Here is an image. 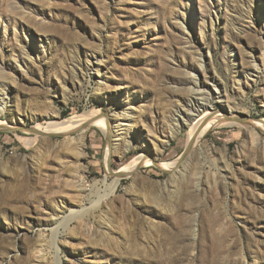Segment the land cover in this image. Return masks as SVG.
<instances>
[{"label": "rangeland", "instance_id": "1", "mask_svg": "<svg viewBox=\"0 0 264 264\" xmlns=\"http://www.w3.org/2000/svg\"><path fill=\"white\" fill-rule=\"evenodd\" d=\"M263 121L264 0H0V264H264Z\"/></svg>", "mask_w": 264, "mask_h": 264}, {"label": "bare ground", "instance_id": "2", "mask_svg": "<svg viewBox=\"0 0 264 264\" xmlns=\"http://www.w3.org/2000/svg\"><path fill=\"white\" fill-rule=\"evenodd\" d=\"M197 81L195 82V89H192V93L195 91H199V86L197 85ZM209 103L207 101V99H203L200 97V94L198 95V100H196V102L194 103L196 106L194 107V109L192 108L189 109L187 112L185 110H183L182 112H178V121L181 122V126L182 125H187L189 126V137H188V143H191V145H194V142L196 140H198L199 138H201L204 134V132L206 131V129L208 127H210V125L212 123L215 124H223V125H232V122H226L224 119L225 118H221L220 115H208L209 111H208V104ZM193 104V106H194ZM130 109H125V110H121V115L125 118V123L123 124V126H125L128 129H131L128 137H129V144L132 142V140L134 139V134L132 132V128L134 126V123L132 121L134 117L133 112L129 111ZM195 110V111H194ZM205 110V112H204ZM194 112H204V114L200 115L199 118H197L193 123L192 120L194 119L195 114ZM127 114V116H125V114ZM204 116V117H203ZM240 117V116H239ZM237 118V117H236ZM199 119H201L200 121H198ZM114 120V119H112ZM111 119H109V117H103L102 114H100L98 111H88V112H84L80 115H77L75 117H71L68 119H64L60 122H56V121H50L48 123H46V125H44L42 128L39 127V129H37L36 131L41 132L45 135H53L54 133L56 134H66L72 130H75L76 128L80 129L83 128V126L85 125H96L98 126L102 132H105V134H108L109 137L111 138H116L117 137V133L119 131L120 125L117 122H113ZM249 123H246V125ZM259 126H255L253 124H251L252 126L249 125L250 128L252 127H259L262 128V126H264V121L263 123H256ZM261 125V127H260ZM186 126V127H187ZM244 126V125H243ZM0 127H3L2 124H0ZM214 126H211L209 129H211ZM41 128V129H40ZM180 128V127H179ZM208 129V130H209ZM263 129V128H262ZM177 131H179V129H176ZM84 130L81 131L79 137H80V142H83V136H84ZM117 140V139H116ZM33 143V142H32ZM129 146V145H128ZM126 146V147H128ZM149 160L148 157H146L145 155H139L136 158H134L132 160V162H130L122 171L121 176H129L132 175L133 173H135L140 167L141 165H147L149 164ZM158 168H160L161 170H170L171 167H175V165H169V166H161V165H157ZM116 181H114V183L112 185H110L109 187V193L108 194H112L116 188Z\"/></svg>", "mask_w": 264, "mask_h": 264}, {"label": "water", "instance_id": "3", "mask_svg": "<svg viewBox=\"0 0 264 264\" xmlns=\"http://www.w3.org/2000/svg\"><path fill=\"white\" fill-rule=\"evenodd\" d=\"M249 119V116L246 115V114H242L240 117L238 118H230L231 121L235 122V123H244L246 122V120ZM28 132L30 133H33V134H36L38 136H41V137H44V136H57V135H45L41 132H38L36 130H34L33 128H27L26 129ZM192 145L191 143H188L186 148L184 149L182 155L180 156L178 162H177V165H180L184 159V157L189 153L190 149H191ZM156 167L158 168V166L156 165ZM160 169V168H159ZM161 170V169H160ZM163 172H168L169 170H161Z\"/></svg>", "mask_w": 264, "mask_h": 264}]
</instances>
